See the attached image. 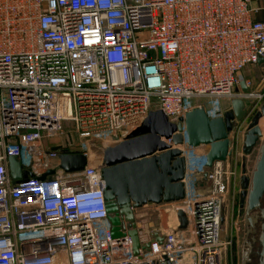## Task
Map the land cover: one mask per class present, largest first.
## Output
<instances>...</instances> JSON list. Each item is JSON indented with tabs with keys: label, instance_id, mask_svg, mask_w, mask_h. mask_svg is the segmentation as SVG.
Here are the masks:
<instances>
[{
	"label": "built area",
	"instance_id": "obj_1",
	"mask_svg": "<svg viewBox=\"0 0 264 264\" xmlns=\"http://www.w3.org/2000/svg\"><path fill=\"white\" fill-rule=\"evenodd\" d=\"M260 14L264 0H0V264H227L225 204H235L245 134L264 103V78L243 76L264 58ZM235 99L247 114L233 121L231 158L209 168L208 146L188 145L184 128L185 198L132 206L172 219L134 254L127 222L112 236L95 150L152 110L178 122L204 107L214 118ZM62 153H83L86 168L61 170ZM12 156L33 176L14 181Z\"/></svg>",
	"mask_w": 264,
	"mask_h": 264
},
{
	"label": "water",
	"instance_id": "obj_2",
	"mask_svg": "<svg viewBox=\"0 0 264 264\" xmlns=\"http://www.w3.org/2000/svg\"><path fill=\"white\" fill-rule=\"evenodd\" d=\"M258 64H264L260 58ZM243 91H248L245 81L241 83ZM5 102L8 105L7 93ZM247 107L242 99L232 101V109L223 116L210 117L204 107H194L185 118L172 122L161 109L152 110L142 124L122 140L102 148L100 171L105 182L104 198L108 218L112 223V236L115 239L128 235L133 242L134 254L140 249L150 250L151 228L148 217L141 214L136 217L132 206L141 207L147 203L178 202L185 198L183 182L186 173V158L181 146L184 144L185 128L188 145L208 146L207 165L211 168L216 161H226L233 153L231 133L234 119L243 120ZM264 119V103L261 110L252 118L245 134L244 154H251L259 146L257 159L251 175L241 176V209L246 210L248 220L254 226L251 212L260 209L261 225L259 244L256 254L257 264H264V130L260 121ZM59 168L67 173L79 172L86 168L88 158L83 153H62ZM10 173L14 181L19 182L33 176L24 169L19 160L9 158ZM243 167L245 164L242 165ZM56 170L37 175L44 180L54 175ZM207 179V173L204 175ZM181 228L187 225L183 211L178 212ZM144 223L142 230L137 229L136 219Z\"/></svg>",
	"mask_w": 264,
	"mask_h": 264
},
{
	"label": "rangeland",
	"instance_id": "obj_3",
	"mask_svg": "<svg viewBox=\"0 0 264 264\" xmlns=\"http://www.w3.org/2000/svg\"><path fill=\"white\" fill-rule=\"evenodd\" d=\"M261 2V1H260ZM262 3V2H261ZM243 73L245 77L254 79V82H258L262 78V70L260 67H257L256 65H248L244 70ZM196 103L199 101H195ZM207 102V101H205ZM223 103V101H221ZM157 104L155 103V106ZM209 105V103H208ZM263 122V121H262ZM264 130V129H263ZM79 145H83V142L78 140ZM98 148L101 147V144L97 145ZM93 157L95 159H98V162L101 164L102 160V153L100 150H95V153L93 154ZM246 157L242 158L241 164H245L243 167L240 164V180L241 176L244 173H247L248 175H251L253 169L249 166L247 168V159ZM249 164V163H248ZM254 168V167H253ZM237 197V196H236ZM231 200V197L228 198ZM226 212H225V221L223 224V228L221 231V239L228 237L230 235V238L232 240L231 246L228 247L227 253H228V260L227 264H257L258 262V256L254 251H257V248L259 244L257 243V239L259 237L260 233V224L255 225V229H253L252 225L250 224L248 220V215L246 210H240L239 207H236V204L232 206L231 202H227L225 204ZM161 214H152L148 213L151 216L148 217L150 228H154V226H159L162 221H165L166 223L168 221H172L171 218L168 219L167 213L162 211ZM172 212H169L168 215L171 216ZM251 215V214H250ZM255 214H252L255 218Z\"/></svg>",
	"mask_w": 264,
	"mask_h": 264
},
{
	"label": "crops",
	"instance_id": "obj_4",
	"mask_svg": "<svg viewBox=\"0 0 264 264\" xmlns=\"http://www.w3.org/2000/svg\"><path fill=\"white\" fill-rule=\"evenodd\" d=\"M258 19H264V16L262 14H260L258 16ZM256 66L260 67V69L262 70V78H264V64H257ZM243 76L245 77L244 73H243ZM245 78H247V77H245ZM247 79L251 80L254 84H257L260 81L259 80L258 82H254V79H250V78H247ZM258 150H259V147L257 146L251 154L245 155V157H246L245 159H247V162H246L247 168L250 166L253 169L255 162H256V159H257Z\"/></svg>",
	"mask_w": 264,
	"mask_h": 264
},
{
	"label": "flooded vegetation",
	"instance_id": "obj_5",
	"mask_svg": "<svg viewBox=\"0 0 264 264\" xmlns=\"http://www.w3.org/2000/svg\"><path fill=\"white\" fill-rule=\"evenodd\" d=\"M233 129H234V126H233ZM241 200H242V187L238 191L236 201H235L236 207L238 206L240 210H242L241 209ZM262 207H264V201L263 200H262ZM255 213H256L255 218L253 217L255 220L254 226H252L253 229H255V225H257V224L261 225V222H262L260 209H257L255 211L251 212V215L255 214ZM247 217H249V216H247ZM255 253H256V251H254V255H255Z\"/></svg>",
	"mask_w": 264,
	"mask_h": 264
},
{
	"label": "bare ground",
	"instance_id": "obj_6",
	"mask_svg": "<svg viewBox=\"0 0 264 264\" xmlns=\"http://www.w3.org/2000/svg\"><path fill=\"white\" fill-rule=\"evenodd\" d=\"M262 121H263V122H262ZM260 125H261V128L264 129V119H262V120L260 121ZM101 152H102V150H101Z\"/></svg>",
	"mask_w": 264,
	"mask_h": 264
}]
</instances>
